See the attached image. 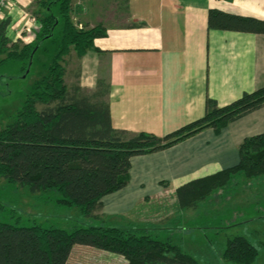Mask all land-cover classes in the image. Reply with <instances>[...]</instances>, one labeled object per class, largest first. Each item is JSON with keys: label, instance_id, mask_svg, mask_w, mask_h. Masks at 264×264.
<instances>
[{"label": "trees", "instance_id": "16d2710c", "mask_svg": "<svg viewBox=\"0 0 264 264\" xmlns=\"http://www.w3.org/2000/svg\"><path fill=\"white\" fill-rule=\"evenodd\" d=\"M71 11L72 0H37L33 39L26 43L12 40L9 15L0 19V64L16 61L24 73L36 76L14 119L0 128V180L7 184L95 218L103 206L101 198L128 183L132 156L171 147L206 128L218 133L264 106L262 85L223 105L207 95L201 117L162 136L115 128L102 80L91 93L65 80V57L72 50L84 55L94 48L96 37L106 34L101 23L78 26ZM207 22L209 29L264 33V18L218 8L209 9ZM238 153L235 165L179 185V205L196 206L228 186L235 173L245 178L264 174V133L244 137ZM3 201L0 193V210L8 215L0 220V264H65L75 244L118 253L129 264H202L169 235L162 239L141 229L106 224L66 228L38 218L24 224L22 215L14 207L6 210ZM223 256L250 264L257 249L247 237L236 235L227 239Z\"/></svg>", "mask_w": 264, "mask_h": 264}, {"label": "crops", "instance_id": "0c3cea01", "mask_svg": "<svg viewBox=\"0 0 264 264\" xmlns=\"http://www.w3.org/2000/svg\"><path fill=\"white\" fill-rule=\"evenodd\" d=\"M35 1L18 0L7 14L13 41V26L21 34L29 24L20 13ZM210 8L264 18V0H72L73 21L80 27L101 23L106 34L84 55L72 50L65 57L66 75L71 72L89 93L98 80L104 82L115 128L162 136L201 117L207 95L223 105L264 85V33L209 29ZM258 133H264V106L218 133L206 128L171 147L132 156L128 183L101 198L97 225L171 235L185 248L204 232L198 226L223 224L231 211L210 209L205 201L183 208L176 188L235 165L239 143ZM169 195L172 212L155 215L154 207L161 208ZM129 262L118 253L75 244L65 264Z\"/></svg>", "mask_w": 264, "mask_h": 264}, {"label": "rangeland", "instance_id": "374dc122", "mask_svg": "<svg viewBox=\"0 0 264 264\" xmlns=\"http://www.w3.org/2000/svg\"><path fill=\"white\" fill-rule=\"evenodd\" d=\"M30 5H27V10H22L20 17L23 18L25 16V19L29 20L28 25L31 27V32L27 33L25 27L27 25H25L23 27L24 32L18 34L16 32L18 29L13 26V31H15L13 37L17 34L19 36L26 33L24 37L14 38L20 40L21 43L32 40H25L26 36L32 35L33 38L36 19L32 22L31 18H35L37 0ZM35 78L34 72L24 73L20 68L19 62L6 60L0 64V128L14 119L30 83ZM73 80L71 72L66 75V82L69 86L73 84ZM235 174L234 179L230 181L228 186L217 188L207 198L202 200L205 201L204 204L210 209L217 207V211H231L229 214L231 220L219 225L198 226L200 229L203 228L204 232L198 235V240L189 241V244L185 248L183 247L202 264H244L230 261L223 256L227 239L236 235L247 237L257 249V256L250 264H264V176L259 175L262 178H259V176H257L258 178H245L240 172ZM249 183L252 184L249 186ZM0 186V193L3 196V204H5L6 210L14 207L22 215L24 224H27L28 218H38L46 224L53 223L66 228H71L73 225L88 226L98 224L94 217L81 216L77 207L57 205L53 199L30 194L24 188L7 184L2 179L0 180ZM167 194L173 193L167 192ZM225 200L227 201L226 203H229L227 205L229 207H225ZM172 204L174 205L173 198L170 195L165 197L161 208L154 207L155 215H158L159 210L162 213L172 212ZM191 207L194 206L186 208ZM164 209L168 210L164 211ZM7 218L6 212L0 210V220H6ZM215 218L222 219L223 215ZM166 234L169 233L166 232ZM179 235L181 234L179 233ZM179 235L176 234V236ZM167 236L161 234L158 237L165 239ZM178 244L183 246V243L178 242Z\"/></svg>", "mask_w": 264, "mask_h": 264}, {"label": "built area", "instance_id": "2783aa9c", "mask_svg": "<svg viewBox=\"0 0 264 264\" xmlns=\"http://www.w3.org/2000/svg\"><path fill=\"white\" fill-rule=\"evenodd\" d=\"M18 2V0H0V16H2L3 14V17L5 16V15H7V14H9L10 13V10L16 5V3ZM31 20H32V22H34L35 21V18L34 17H32L31 18ZM26 27V31H27V33L29 32H31V27H29V25H27V26H25ZM18 37H20V35L18 36V34L17 35H15V37L14 38H18ZM31 40V39H33L32 38V35H29V37H25V40ZM16 39H14V41H15Z\"/></svg>", "mask_w": 264, "mask_h": 264}]
</instances>
